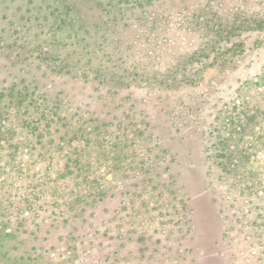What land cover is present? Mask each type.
<instances>
[{
    "label": "rangeland",
    "instance_id": "374dc122",
    "mask_svg": "<svg viewBox=\"0 0 264 264\" xmlns=\"http://www.w3.org/2000/svg\"><path fill=\"white\" fill-rule=\"evenodd\" d=\"M118 1L0 0V264H264V0Z\"/></svg>",
    "mask_w": 264,
    "mask_h": 264
},
{
    "label": "trees",
    "instance_id": "16d2710c",
    "mask_svg": "<svg viewBox=\"0 0 264 264\" xmlns=\"http://www.w3.org/2000/svg\"><path fill=\"white\" fill-rule=\"evenodd\" d=\"M109 1L112 5L111 7H109V11L107 13V17H109V19L111 20V22H116L118 21V18L122 19L124 18V16L121 15V11H123L125 4L121 1H118L116 4H114L112 1L114 0H107ZM129 8H131L132 10V14L134 15L133 17H136V21H141L140 24H137V27H139L140 25L147 24L149 27H154L156 25L157 22V10L160 9V4L158 2V0H133L132 5L129 6ZM55 9V8H54ZM57 10H59V13L64 14L65 11L58 7H56ZM149 18H151V20H149ZM258 21V20H257ZM152 22V23H149ZM149 23V24H148ZM147 29V28H145ZM225 29V28H224ZM232 29L234 28H230L227 29L225 32L229 34H233L232 33ZM146 31V30H144ZM28 43L30 40H27ZM32 43V42H31ZM32 95H34V91L31 90L29 93L28 91L25 93V96L30 97V101H34V99L32 98ZM54 99V98H53ZM51 101H54L55 106L50 102H43L42 106L43 108H41V113L42 114H47L49 115V113L55 112L57 109V103H56V99ZM44 101H46V98L43 99ZM47 100L49 101V97L47 98ZM54 108V109H53ZM53 114V113H52ZM52 247V246H51ZM51 247H49L48 249H51ZM31 249H34L35 251L37 250V247L32 246ZM25 255L28 254L29 259L35 260V258H37L38 256L41 257L40 255L38 256H34L32 257L29 254V250H24ZM37 255V254H36ZM48 264H50L49 262H47Z\"/></svg>",
    "mask_w": 264,
    "mask_h": 264
}]
</instances>
